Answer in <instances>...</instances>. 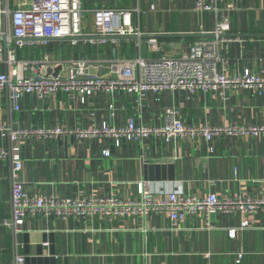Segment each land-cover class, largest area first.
<instances>
[{"label":"crops","instance_id":"crops-1","mask_svg":"<svg viewBox=\"0 0 264 264\" xmlns=\"http://www.w3.org/2000/svg\"><path fill=\"white\" fill-rule=\"evenodd\" d=\"M82 2L87 32L94 29L95 10L124 9L132 12L134 25L146 37L140 45L136 38H128L105 44L55 39L46 46H28L16 52L18 61L29 64L26 76L56 71L68 76L79 62H85L93 76H108L113 62L180 59L199 40L213 43L208 50L219 58L216 69L220 74L235 77L245 70L264 72V0H217V12L203 13L194 10V0ZM224 19L230 32L224 40H217L210 33ZM202 32L208 34L202 36ZM150 38L157 41L155 46ZM0 58H6L4 47ZM6 72V64H0V73ZM229 96L228 101L215 93H197L191 99L183 93L140 98L99 91L83 104L79 94L59 91L45 99L26 96L21 110L15 111L8 93H2L0 125L72 132L105 123L115 128L130 122L163 127L168 123L166 109L174 107L181 121L195 127L264 126V95L235 89ZM0 147L9 153L0 161V218L11 216V170L17 154L24 165L25 190L36 198L137 200L145 180L164 195L264 198V136H220L212 142L203 138L167 142L153 136L137 142L122 139L117 146L110 139H81L74 133L54 139L32 136L20 145L0 135ZM105 149L109 157L102 155ZM147 163L164 167L158 179H146ZM244 221L248 222L245 228ZM231 230H236L234 238ZM17 256H24L25 264H264V214L215 215L209 223L204 216L195 215L178 226L168 216L157 214H149L145 220L127 216L113 222L103 217L62 220L37 215L26 218L16 229L0 227V261L14 264Z\"/></svg>","mask_w":264,"mask_h":264},{"label":"built area","instance_id":"built-area-1","mask_svg":"<svg viewBox=\"0 0 264 264\" xmlns=\"http://www.w3.org/2000/svg\"><path fill=\"white\" fill-rule=\"evenodd\" d=\"M14 1L13 8L10 2ZM196 12H217V0H194ZM139 10H136L138 12ZM87 12L82 0H0V50L5 48L6 58H0V64H6L8 72L0 73V94L8 93L15 111L21 110L26 96L45 99L63 91L71 96L77 94L81 103L96 92L109 94L125 92L140 98L146 94L159 96L163 93H183L188 99L197 93L205 96L211 93L223 101L229 100V94L235 89H247L264 95V72L255 74L250 70L235 77L218 73L216 64L219 58L209 52L212 42L196 41L188 56L180 59L164 57L154 61L138 58L127 62H113L108 76H93L88 72L85 62L75 63L68 76H51L40 72L35 76H26L29 64L17 60V50L36 44L48 45L50 40L84 39L96 44H105L119 39L136 38L138 44L146 37L133 23V14L124 9H98L93 12L94 29L87 32L84 22ZM230 32L226 19L220 22L213 34L216 39L224 40ZM202 32L201 35H207ZM155 46L156 40L150 38ZM112 109L113 106H110ZM168 123L163 127L138 126L130 122L127 126L115 128L105 123L100 128L77 129L72 132L64 129L15 130L0 125V135L10 138L12 143L21 142L32 136L54 139L61 135L74 133L81 139L102 137L113 140L117 146L122 139L131 142L143 141L153 136L172 139L195 140L203 138L212 142L220 136L254 137L264 136V126H223L195 127L178 118L174 107L166 109ZM17 153L19 148L16 149ZM110 156L108 149L102 151ZM9 153L0 147V161L7 159ZM23 161L17 155L12 161L11 216L0 218V227L18 228L26 218L42 215L55 216L65 220L75 218L88 220L103 217L109 222L138 216L145 220L149 214L166 215L174 226L183 223L188 217L202 215L209 223L215 215L264 214V198H230L209 194L205 198L184 196L178 192L164 195L154 191L148 181L141 182L140 197L137 200L124 201L115 197L96 196L85 199L59 198L55 195L32 197L25 190L22 180ZM243 228L248 226L244 221ZM210 228L212 226L209 224ZM234 238L236 230L230 231ZM241 261V256L237 263ZM0 264H7L0 261ZM14 264H25L24 256H17Z\"/></svg>","mask_w":264,"mask_h":264},{"label":"water","instance_id":"water-1","mask_svg":"<svg viewBox=\"0 0 264 264\" xmlns=\"http://www.w3.org/2000/svg\"><path fill=\"white\" fill-rule=\"evenodd\" d=\"M53 72H49L50 75H52ZM54 77L58 76L57 71L54 72L52 75ZM164 170V167L156 165V164H145L144 165V175L146 179H149L151 181H154L158 179L159 177V171ZM156 178V179H155Z\"/></svg>","mask_w":264,"mask_h":264}]
</instances>
